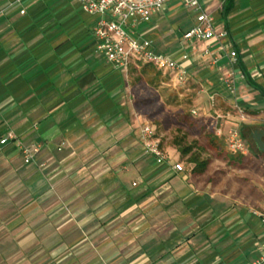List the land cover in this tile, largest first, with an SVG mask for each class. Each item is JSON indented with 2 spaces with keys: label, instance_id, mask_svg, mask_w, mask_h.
<instances>
[{
  "label": "crops",
  "instance_id": "obj_1",
  "mask_svg": "<svg viewBox=\"0 0 264 264\" xmlns=\"http://www.w3.org/2000/svg\"><path fill=\"white\" fill-rule=\"evenodd\" d=\"M199 1L224 38L184 41L194 13L180 2L125 29L181 64L195 104L204 105L198 110L221 119L219 135L242 132L247 148L261 140L252 180L236 176L235 191L210 163L200 182L168 151L161 165L146 153L144 124L127 107L125 87L129 71L143 65L106 62L93 41L102 16L75 0H0V141L7 140L0 144V255L7 264H264V0ZM229 74L231 94L223 84ZM31 147L25 163L23 149Z\"/></svg>",
  "mask_w": 264,
  "mask_h": 264
},
{
  "label": "built area",
  "instance_id": "obj_2",
  "mask_svg": "<svg viewBox=\"0 0 264 264\" xmlns=\"http://www.w3.org/2000/svg\"><path fill=\"white\" fill-rule=\"evenodd\" d=\"M80 9L90 15H100L102 19L93 29V41L95 48L100 52L106 62L115 68H125L131 62L143 66H152L158 71L171 74L176 85L186 82L187 71L176 60L165 55L154 54L148 41H138L133 33L125 28L129 24H148L152 14L158 13L165 5L171 2H180L184 8L194 13V23L187 30L182 39L186 42L198 40L206 42L212 39L225 37L223 31L214 29L211 17L200 8L199 0H75ZM23 14V12H20ZM232 63L235 60V52L229 54ZM186 60V56H182ZM223 84L229 94L234 92V78L229 74L223 79ZM237 112L241 113L239 109ZM220 131V130H219ZM219 131L216 135L219 136ZM140 141L146 153L155 159L156 164L161 165L166 161V154L155 137V131L149 123L140 128ZM7 140L0 141L4 144ZM225 146L231 154L246 155L248 148L237 130L229 129L226 133ZM35 147L23 149L25 163H29ZM173 169L182 172L181 165L175 164ZM264 223V220H263ZM264 259V245L261 252Z\"/></svg>",
  "mask_w": 264,
  "mask_h": 264
},
{
  "label": "rangeland",
  "instance_id": "obj_3",
  "mask_svg": "<svg viewBox=\"0 0 264 264\" xmlns=\"http://www.w3.org/2000/svg\"><path fill=\"white\" fill-rule=\"evenodd\" d=\"M155 73L153 69H150L143 76L144 80L140 72L129 71L128 82L125 87L130 97L129 99L126 98V103L133 116L137 117L142 125L149 123L153 126L155 137L159 140L162 150L168 151L169 155H175L186 168L190 167L184 159L180 158L172 144L176 136L183 135L187 143L197 142L201 158L209 161L208 165L210 163L213 167H217L216 171L221 172L223 177L225 176L226 182L224 184L228 186L230 191H235L238 186L236 176H242V180L249 183L252 180L251 172L256 169L255 160L250 158V164L245 161V163H241L242 166H234L233 164L231 165L232 169L225 166L221 159L210 162L211 156L215 153L208 144L211 133L215 137L216 145L219 144L221 150L227 152L226 135H216V131L221 129V119L198 110L200 108L205 110L204 105L197 106L195 104L193 87L188 86L187 82L183 85H174L170 79L161 78L159 75L155 76ZM249 157L247 156V158ZM226 170L230 171L231 175H227ZM238 171L240 172L238 173ZM206 175L208 174L199 176L198 180L204 182ZM2 247L3 245L0 246V248ZM7 263L8 259L0 255V264Z\"/></svg>",
  "mask_w": 264,
  "mask_h": 264
},
{
  "label": "trees",
  "instance_id": "obj_4",
  "mask_svg": "<svg viewBox=\"0 0 264 264\" xmlns=\"http://www.w3.org/2000/svg\"><path fill=\"white\" fill-rule=\"evenodd\" d=\"M227 1L229 2L230 0H227ZM225 8L226 10L229 8V3ZM150 69H153V67L143 66L140 69V74L144 76L146 75V73H148ZM158 75L159 73L156 72L155 76H158ZM240 136L242 139H245V135L242 132ZM252 140H253L252 144H250L248 147V150H249L248 154L252 157V159L254 158L253 160H255L259 157L258 148H261V147H258V144L261 140H259L258 138H253ZM172 144L174 148L176 149V151L178 152L180 158L184 159L188 165L192 166L191 172L193 175L201 176L202 174L205 173L209 161L207 162L206 160L201 158L199 148H198L199 145L197 144V142L193 141L191 143H187L185 141V136L181 135V136H176L173 139ZM208 144L211 148H213V151L215 152L213 155H216L217 158L226 162L227 166H231L233 164L234 166L235 165L240 166V164L244 163L247 158L239 154H231V153L222 151L221 148L219 147V144L218 146L216 145L217 143H216L215 137L212 136V133L210 134Z\"/></svg>",
  "mask_w": 264,
  "mask_h": 264
}]
</instances>
